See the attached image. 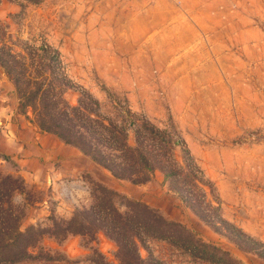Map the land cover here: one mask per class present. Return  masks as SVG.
<instances>
[{"label": "rangeland", "instance_id": "obj_1", "mask_svg": "<svg viewBox=\"0 0 264 264\" xmlns=\"http://www.w3.org/2000/svg\"><path fill=\"white\" fill-rule=\"evenodd\" d=\"M152 3L161 11L146 13ZM10 54L23 79L50 88L69 106L86 96L97 101L96 114L118 133L115 144L88 118H96L91 102L75 123L91 133L99 159L125 163L134 152L124 151L127 144L154 173L169 176L164 183H120L128 196L95 181L106 182L108 172L88 162L93 174H84L82 189L55 186V192L40 180L25 186L0 158V264H76L72 258L83 251L89 264H119L105 214L124 213L136 202L181 224L197 242L244 264H264L239 253L216 219L264 244V0H0V56L11 61ZM7 79L0 68V101L35 124ZM42 201V220L31 224ZM82 209L88 211L83 227L67 225ZM13 223L34 229L8 250L2 237H10L5 227ZM136 227L143 259L218 264V254L208 261L188 250L177 227L170 241L156 236L162 227ZM69 229L84 233L64 236ZM63 244L76 251L71 259Z\"/></svg>", "mask_w": 264, "mask_h": 264}, {"label": "trees", "instance_id": "obj_2", "mask_svg": "<svg viewBox=\"0 0 264 264\" xmlns=\"http://www.w3.org/2000/svg\"><path fill=\"white\" fill-rule=\"evenodd\" d=\"M7 57L11 58V61H7L0 56V68L3 69L6 77L8 78L7 80L13 85L16 97L21 100V106H23L24 109L31 110L34 116L35 125L41 132L51 134L63 143L75 147L82 154L88 156L96 165L106 170L115 179L128 181L133 185H140L153 178L155 170L148 166V159L144 158V156L134 148L129 147L125 143V139L124 143L126 145L123 146L124 151H134L133 154H131V152L129 153L130 155L128 156V161L123 163V161L116 162L113 161V159H110V163H108L107 161H104V159L101 160L98 158L97 153L95 152L96 150L89 142L91 139V133L86 134L80 129L79 125L75 123V118L79 114L83 115L85 114V111L89 110L86 102H91L94 108L89 111L93 112L91 115L96 118L91 116L88 118L92 121V123L97 124L99 128L105 129L109 134V139L113 137L112 142L115 144V134L118 133L115 129H113L111 122L108 121L107 124L104 125L102 119H100L96 114L99 107L97 101H94L90 97L86 96L87 101L80 98L78 106L71 107L66 104L61 97H56L55 95L50 94V88L42 89L41 83H34L31 80L23 79V76L18 71V67L16 69V65H20V62L11 54ZM21 113L25 114V111ZM141 127L149 131V133L152 132V129L147 126L145 122H143ZM133 157L134 159L130 161V158L132 159ZM168 176L169 175L166 174L164 175L165 181L168 179ZM2 178L9 180V177ZM87 214L88 211H86V209L77 210L73 213L71 218L66 221V224H75L79 227H83V217ZM216 219L230 231V235L227 238L229 241L234 243L239 253L253 254L261 261H264L263 243L247 236L239 228L224 221L220 216H217ZM104 221L107 224L105 227L108 228L106 232L107 235L116 244V258L119 264H160L155 260L143 259L140 256L138 250V242H140L139 233L135 232L137 229L136 226H139L140 224L147 229V231L155 229L162 230L163 228V231L156 236L169 241L170 238H173L169 237L171 229L177 227L184 234V237L180 239L185 240L183 242L189 244L188 247H190V249L188 250L193 253H197L202 259L212 261L214 260L213 258L216 254H218L219 258L216 259L217 262L215 263L244 264L240 259L233 257L229 251H224L221 248L205 244L203 242H197V240H195L191 235V232L186 230L181 224L169 222L162 216L155 215L153 210L139 202L130 206L124 213L118 212L117 209L110 210L108 214H105ZM33 227V225H30L25 230H32L34 229ZM210 227L218 235L221 234L218 228L214 225H211ZM5 229L9 231L11 235L10 237L5 235L2 237V239L7 238L3 247H7L6 249L8 250H14L17 248L24 236L25 230L19 229L17 223H13L10 227L6 226ZM83 233L84 232L80 230L69 229L65 232L64 236L68 234L82 235Z\"/></svg>", "mask_w": 264, "mask_h": 264}, {"label": "crops", "instance_id": "obj_3", "mask_svg": "<svg viewBox=\"0 0 264 264\" xmlns=\"http://www.w3.org/2000/svg\"><path fill=\"white\" fill-rule=\"evenodd\" d=\"M149 7L145 9V12L151 14L156 11L155 7L157 5L152 3ZM158 10L161 11L159 8ZM164 13L169 18L172 15L171 12ZM163 24H167V21ZM14 111L11 110L10 104L0 101V158L11 163L16 173L24 179L25 186H31V182L40 180L44 186L51 188V190L55 186L82 189L81 184H84V174L89 172L93 174L92 170L88 169V167L90 168L88 162H92L91 159L55 136L41 132L27 117L14 113ZM152 179L156 182L162 180L163 183L166 182L164 176L157 175L156 172ZM95 181L115 192H122V194L129 196V193L123 191V187L121 188L120 185V183L127 181L115 179L109 173L106 182ZM43 204H45V201L38 204L39 208L35 210L37 212L36 216L29 218L31 224L42 220L40 219V212H43ZM62 249L70 259L73 256L72 252L76 253V251H72L70 244H63ZM77 254L74 255L76 258H72L76 259L73 262L76 264H85V262L89 264V262L81 260L86 254L84 251Z\"/></svg>", "mask_w": 264, "mask_h": 264}]
</instances>
